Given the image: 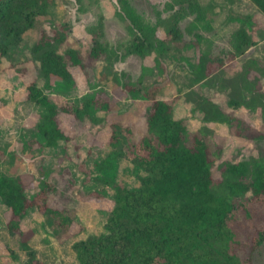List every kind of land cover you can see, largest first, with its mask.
<instances>
[{"label":"rangeland","instance_id":"374dc122","mask_svg":"<svg viewBox=\"0 0 264 264\" xmlns=\"http://www.w3.org/2000/svg\"><path fill=\"white\" fill-rule=\"evenodd\" d=\"M135 8L150 21L157 15L163 18L157 34L164 38L170 11V0H130ZM207 7L212 29L203 33L195 44L188 30L190 19L181 25L180 41L166 44L159 62L154 55L145 59L136 54H125L123 46L129 40L126 23L116 16V0H55L48 13L38 17L23 36L21 43L0 63V170L14 179L22 178L27 196L54 185L46 192V204L54 209L76 213V221L67 234L56 236L53 225L57 221L38 210L29 211L20 222L22 234L10 231L6 222L10 212L0 199V264H28V249L36 252L40 264H71L74 262L72 244L88 234L103 232V225L114 205V191L100 181L96 163L111 150L109 124L122 121L139 136L145 130V114L151 100H173L174 114L186 120L190 132H197L209 144L214 158L212 167L216 182L223 179L225 163L248 162L264 149V138L237 135L229 126L250 125L264 136V13L250 0H199ZM101 10L105 19V37L113 53L98 61L91 76L78 67L71 68L76 80L72 89L63 86L57 77L40 76L37 64L30 58L31 47L43 29L66 23L70 35L62 49L71 46L85 56L90 46L86 27ZM244 27L254 44L237 57L225 56L228 37L235 29ZM200 56H204L198 64ZM223 65L207 60L218 58ZM36 79L39 87L57 104L81 103L84 98L106 93L110 103L107 111L96 112L97 122L90 119L77 121L72 115L61 116L62 129L68 140L55 146H46L37 124L44 108L26 98V84ZM131 84L147 91L151 98L134 97L123 89ZM101 91V92H100ZM230 99L241 107L228 105ZM216 105L233 111L237 120L230 123L202 121L203 113ZM215 106V107H216ZM114 179L130 188L139 185L138 171L128 158H120L109 170ZM54 223V224H53ZM253 264H264V246L251 254Z\"/></svg>","mask_w":264,"mask_h":264},{"label":"trees","instance_id":"16d2710c","mask_svg":"<svg viewBox=\"0 0 264 264\" xmlns=\"http://www.w3.org/2000/svg\"><path fill=\"white\" fill-rule=\"evenodd\" d=\"M80 3L84 0H79ZM116 16L126 23L129 40L125 54H136L145 59L154 55L159 62L166 44L180 41L182 23L190 19L188 30L198 44L212 21L208 9L199 0H170V11L165 37L157 31L163 23L160 16L150 21L130 0H116ZM264 13V0H250ZM55 0H0V63L10 58L24 34L33 27L38 17L48 13ZM98 3V0H89ZM103 12L94 13V20L86 27L90 46L85 56L77 48L62 49L70 35L66 23L43 29L31 47V60L37 64L38 74L57 77L63 86L72 89L76 80L71 68L78 67L90 77L98 61L113 53L105 37ZM229 48L222 52L237 57L254 44L244 27L235 29L228 37ZM200 56L198 64L205 59ZM208 59L210 64L223 65L222 57ZM123 89L134 97L151 98L147 91L124 84ZM101 92V91H100ZM84 98L81 103L57 104L49 98L36 79L26 84V98L44 108L37 130L46 146L68 140L62 129L61 116L69 114L77 121L97 122L96 112L110 106L106 93ZM228 105L241 107L230 99ZM210 105L202 121L230 123L237 120L233 111ZM108 145L111 150L96 163L101 173L98 178L114 191V205L103 225V232L76 240L72 244L74 262L71 264H253L251 254L264 246V149L250 161L225 163L223 179L216 182L212 167L214 158L207 141L197 132H190L186 120L175 117L173 100L154 97L145 114V130L137 136L130 125L122 121L109 124ZM237 135L263 139L261 132L250 125L229 126ZM120 158H128L138 171L139 185L130 188L118 183L112 174ZM54 185L27 196L22 178L14 179L0 170V199L10 215L7 228L21 233L20 222L31 210L52 216L56 236L67 234L76 221V213L54 209L46 204V192ZM27 249L28 264H40L36 252Z\"/></svg>","mask_w":264,"mask_h":264}]
</instances>
